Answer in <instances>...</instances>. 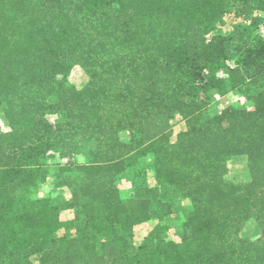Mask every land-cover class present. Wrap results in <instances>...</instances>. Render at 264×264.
I'll list each match as a JSON object with an SVG mask.
<instances>
[{"label":"trees","instance_id":"16d2710c","mask_svg":"<svg viewBox=\"0 0 264 264\" xmlns=\"http://www.w3.org/2000/svg\"><path fill=\"white\" fill-rule=\"evenodd\" d=\"M259 10L264 0H0V264H264ZM231 11L243 24L215 32ZM76 65L82 88L68 83ZM229 88L242 96L208 114ZM178 115L187 128L172 141ZM86 143L90 161L61 168L78 179L32 195L51 151ZM148 154L185 199L179 242L163 234L168 201L154 212L122 194L119 175ZM234 156L247 160L241 185L227 179Z\"/></svg>","mask_w":264,"mask_h":264},{"label":"rangeland","instance_id":"374dc122","mask_svg":"<svg viewBox=\"0 0 264 264\" xmlns=\"http://www.w3.org/2000/svg\"><path fill=\"white\" fill-rule=\"evenodd\" d=\"M243 21L237 17L234 11L228 12L223 15L222 25L215 31L224 34H232L239 25L243 24ZM238 39L239 35L235 32ZM236 39V42H237ZM236 58V56H235ZM230 65H234V61H229ZM222 76L227 74L222 70L219 71ZM89 80V76L86 71L79 65H76L70 72L68 83L82 88ZM240 93L237 89L229 88L224 95H216L215 99L206 109V112L210 115L219 114L226 107L235 103L240 97ZM0 108V114H1ZM65 118L64 114L51 115L53 121H60ZM3 126L0 119V129ZM187 128L186 119L183 116L178 115L172 120L171 140L175 141L179 132ZM93 145L86 143L83 146L76 147L70 145L65 149L51 151L44 159L48 164L50 171V179L46 184L37 186L32 190V195H42L46 190L53 186L59 179H78L79 173L73 170L65 171L61 173L63 166L70 165L71 163L89 162V152ZM247 167V160L244 156H234L229 164V171L227 179L236 185L244 183L245 171ZM154 171V156L148 154L145 157L140 158L137 163L129 167L125 172L119 175V185L124 196L148 198L152 201V209L155 212L158 207L159 201H168L173 208L171 214L164 216L162 221L163 234L165 237L174 241H180L182 237V221L186 213L187 205L181 192L174 186L169 184H160L155 179ZM70 189L63 187V191L58 193L54 197V201L61 204V218L64 221L70 220L73 217V210L66 206L65 200L69 197ZM29 191L27 195H29ZM149 226L143 230H147ZM62 233L74 232V229H62ZM140 235V234H139Z\"/></svg>","mask_w":264,"mask_h":264},{"label":"built area","instance_id":"2783aa9c","mask_svg":"<svg viewBox=\"0 0 264 264\" xmlns=\"http://www.w3.org/2000/svg\"><path fill=\"white\" fill-rule=\"evenodd\" d=\"M258 15L259 17H261L263 19L260 29H259V33L264 36V10H259L258 11Z\"/></svg>","mask_w":264,"mask_h":264}]
</instances>
